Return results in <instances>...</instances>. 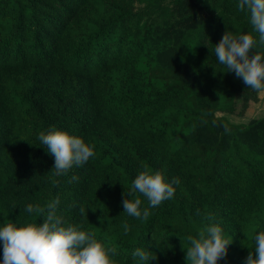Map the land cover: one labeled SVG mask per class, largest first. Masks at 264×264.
I'll list each match as a JSON object with an SVG mask.
<instances>
[{
    "label": "trees",
    "instance_id": "obj_1",
    "mask_svg": "<svg viewBox=\"0 0 264 264\" xmlns=\"http://www.w3.org/2000/svg\"><path fill=\"white\" fill-rule=\"evenodd\" d=\"M238 2L0 0V227L42 224L26 206L59 197L58 215L114 247V264H141L136 248L156 255L148 264H187L186 237L211 224L231 242L217 264L255 258L264 117L230 121L258 92L214 51L226 31L259 39ZM49 130L83 139L94 156L54 175L38 139ZM146 169L179 179L173 198L150 207L130 195ZM125 198H140L149 218L128 216Z\"/></svg>",
    "mask_w": 264,
    "mask_h": 264
},
{
    "label": "clouds",
    "instance_id": "obj_2",
    "mask_svg": "<svg viewBox=\"0 0 264 264\" xmlns=\"http://www.w3.org/2000/svg\"><path fill=\"white\" fill-rule=\"evenodd\" d=\"M238 9L249 13L250 24L253 31L258 33L259 39L257 41L252 34L237 36L226 31L215 46V55L219 63L228 72H234L247 87L256 92H264V54L252 51L257 44L264 46V0H239ZM250 53L253 55L250 56ZM223 127L226 133L230 131L227 125ZM38 139L54 157L53 169L56 176L66 175L73 166L80 167L94 156L93 148L83 139L65 131H42ZM77 179L73 175L69 183ZM178 183V178L168 183L161 172L146 169L133 180L130 195L142 194L150 207H156L173 198V185ZM141 203L140 198H125L122 201L124 212L130 217L147 220L151 213L148 208L141 210ZM59 204L57 197L44 206H26L28 213L44 218L40 225L28 223L17 227L8 223L0 227L3 264H114L111 257L116 254V249L106 248L93 234L80 230V226L66 224L63 216L58 215ZM83 211L81 209L82 214ZM205 219L211 217L206 216ZM123 227L127 234L129 225L125 223ZM254 239L255 258L253 252H249L245 264H264V232H259ZM186 240L189 243L185 257L187 264H217L219 260L226 258L227 248L231 243L217 224L207 226L195 237L188 235ZM132 256L138 258L141 264L157 259L154 253L143 248H136Z\"/></svg>",
    "mask_w": 264,
    "mask_h": 264
},
{
    "label": "rangeland",
    "instance_id": "obj_3",
    "mask_svg": "<svg viewBox=\"0 0 264 264\" xmlns=\"http://www.w3.org/2000/svg\"><path fill=\"white\" fill-rule=\"evenodd\" d=\"M249 103L250 104L246 106L242 117L232 115L228 117L230 121H232L233 123H246L251 118L264 117V92H258L257 101H251Z\"/></svg>",
    "mask_w": 264,
    "mask_h": 264
}]
</instances>
